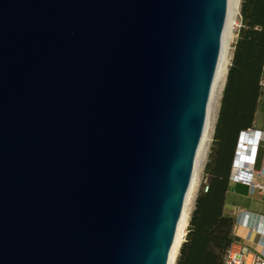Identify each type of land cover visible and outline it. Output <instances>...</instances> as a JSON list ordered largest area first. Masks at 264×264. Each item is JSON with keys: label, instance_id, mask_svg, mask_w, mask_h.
Returning <instances> with one entry per match:
<instances>
[{"label": "water", "instance_id": "obj_1", "mask_svg": "<svg viewBox=\"0 0 264 264\" xmlns=\"http://www.w3.org/2000/svg\"><path fill=\"white\" fill-rule=\"evenodd\" d=\"M230 0H0V264H169Z\"/></svg>", "mask_w": 264, "mask_h": 264}, {"label": "trees", "instance_id": "obj_2", "mask_svg": "<svg viewBox=\"0 0 264 264\" xmlns=\"http://www.w3.org/2000/svg\"><path fill=\"white\" fill-rule=\"evenodd\" d=\"M242 27L236 42L233 63L223 91L214 133L213 151L206 164L210 177L207 189L196 199L187 242L181 248L177 264H182L188 246L200 243L193 264H223L225 254L235 241L234 219L224 212L230 184V172L238 136L253 127L263 94L260 80L264 69V0H244ZM231 117L223 130L224 119Z\"/></svg>", "mask_w": 264, "mask_h": 264}, {"label": "built area", "instance_id": "obj_3", "mask_svg": "<svg viewBox=\"0 0 264 264\" xmlns=\"http://www.w3.org/2000/svg\"><path fill=\"white\" fill-rule=\"evenodd\" d=\"M242 25V21H235L233 24L234 31L239 32ZM260 85L264 89V69ZM263 142L264 129L253 126L240 132L232 161L230 182L241 183L264 192V166L259 170L255 169L259 147ZM259 220H261L259 224L253 227L264 235V217ZM249 221L250 214L248 212H243L237 217V222L240 225H249ZM223 264H264V251L257 248L252 249L246 244L234 241L225 254Z\"/></svg>", "mask_w": 264, "mask_h": 264}, {"label": "bare ground", "instance_id": "obj_4", "mask_svg": "<svg viewBox=\"0 0 264 264\" xmlns=\"http://www.w3.org/2000/svg\"><path fill=\"white\" fill-rule=\"evenodd\" d=\"M240 3H241V0H230L229 1V13H228V19L226 22L224 34H223L222 53H221V57L219 60L216 77L214 80L212 96H211V101H210V106H209L207 125L204 131V135L202 138L200 148H199L196 166L194 170V175L192 177L190 188H189V191L186 197L185 207L183 209V212H182L179 224H178L175 240H174L171 252H170L169 264L176 263L179 252L183 246V243L186 241V237L188 234L187 229H188L189 220H190V210L188 209V205L192 199V193L195 189L197 179H198V174L201 169L200 162L202 161V159L206 158V155L209 150V145L212 140L214 122H212L211 111L214 105L219 104L220 96L225 86L228 71L230 69V65H231L230 61L232 59V50L234 48L233 44L236 38V33L233 29V24L235 21L238 20V15L240 12Z\"/></svg>", "mask_w": 264, "mask_h": 264}, {"label": "crops", "instance_id": "obj_5", "mask_svg": "<svg viewBox=\"0 0 264 264\" xmlns=\"http://www.w3.org/2000/svg\"><path fill=\"white\" fill-rule=\"evenodd\" d=\"M262 90L264 96V89ZM258 114L259 112L256 113L253 126L264 129V121L257 120ZM262 166H264V142L259 147L255 169L259 170ZM226 198L224 212L234 219L233 236L235 242L246 244L252 249L257 248L264 251V235L253 227L259 224L260 218L264 217V192L241 183L230 182ZM243 212L250 214L249 225H240L237 222V217Z\"/></svg>", "mask_w": 264, "mask_h": 264}, {"label": "rangeland", "instance_id": "obj_6", "mask_svg": "<svg viewBox=\"0 0 264 264\" xmlns=\"http://www.w3.org/2000/svg\"><path fill=\"white\" fill-rule=\"evenodd\" d=\"M243 3H244V0H241L240 12H239V15H238V21H242L241 8H242ZM235 33H236V38H235V42L233 44L234 48L232 50V59L230 61L231 65L233 63V56H234L235 46H236V42H237V39H238V36H239V32L238 31H235ZM231 65H230V68H231ZM226 81H227V79H226ZM224 88H225V86H224ZM224 88H223V91H224ZM223 91H222V94L220 96L219 104L218 105H214V107L212 108V111H211L212 122H214L212 140L210 142L209 150H208V153L206 155V158L202 159V161L200 162L201 169H200L199 174H198V179H197V183H196L195 189H194V191L192 193V199H191V201H190V203L188 205V209L190 210V220H189V226H188L187 231L190 229V221H191L192 213H193V211L195 209V206H196V199L201 193H203V190L204 191L206 190V187L210 184V177L206 173V163H207L208 160H210L209 155L214 150L212 146L214 145V142H213L214 133H215V128H216L218 115H219V111H220V107H221ZM230 112L231 111L228 110L227 113H226V116H225V119H224L225 121H224V125H223V130L226 127L227 120L231 117ZM257 112H259V114L262 116V118L260 119V115L258 114L257 115V120H260L261 122H263L264 121V96L263 95L261 97V104L258 107ZM216 145H214V146H216ZM187 240L188 239L186 237V241L184 243H186ZM199 248H200V243L198 242V240L195 239L194 241H192V243L188 246V249H187V252H186V255H185V258H184L182 264H193L194 260L198 256ZM180 254H181V250L179 252V255H178V258H177L175 264H177V262L179 260V257H180Z\"/></svg>", "mask_w": 264, "mask_h": 264}]
</instances>
